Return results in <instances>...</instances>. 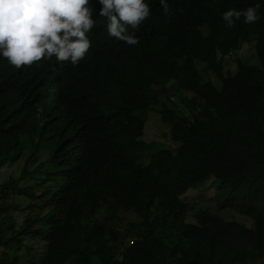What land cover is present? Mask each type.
Masks as SVG:
<instances>
[{
    "label": "trees",
    "instance_id": "16d2710c",
    "mask_svg": "<svg viewBox=\"0 0 264 264\" xmlns=\"http://www.w3.org/2000/svg\"><path fill=\"white\" fill-rule=\"evenodd\" d=\"M146 2L136 45L109 36L90 0L77 64L0 58V264H127L130 235L144 264H264V0ZM257 3L251 24L222 19ZM244 44L258 64L236 57L231 73ZM151 111L174 147L143 163ZM211 178L217 211L180 198Z\"/></svg>",
    "mask_w": 264,
    "mask_h": 264
},
{
    "label": "clouds",
    "instance_id": "9594fccd",
    "mask_svg": "<svg viewBox=\"0 0 264 264\" xmlns=\"http://www.w3.org/2000/svg\"><path fill=\"white\" fill-rule=\"evenodd\" d=\"M99 14L106 18L107 33L129 45L139 38L129 32L150 15L146 0H98ZM90 0H0V58L20 68L42 58L53 56L58 62L73 65L91 46L87 33L95 21ZM163 11H169L166 0H160ZM260 4L246 9H228L222 19L228 27L241 16L251 24L260 17Z\"/></svg>",
    "mask_w": 264,
    "mask_h": 264
},
{
    "label": "rangeland",
    "instance_id": "374dc122",
    "mask_svg": "<svg viewBox=\"0 0 264 264\" xmlns=\"http://www.w3.org/2000/svg\"><path fill=\"white\" fill-rule=\"evenodd\" d=\"M236 57L247 63L258 64L254 47L252 45L244 44L236 53L230 54L224 62L225 69L229 70L231 73H234L236 70ZM202 65L203 63H198L199 68ZM201 72L205 80H210L217 88L221 87V81L215 75L206 71L204 68H201ZM170 99L175 101V97L173 96H170ZM142 138L148 143V148L146 150L147 158L143 161V163H146L150 153L156 149L162 147H174V143L168 135L167 125L161 122L160 114L157 111L150 112L149 118L144 127ZM222 196L223 191L219 192L218 190V180L211 178L205 182V184L197 188L187 190L180 196V198L185 201L194 202L196 210L209 209L211 211H217L216 203L220 198H222ZM219 213L226 219L236 218L249 226H254L255 224L254 219L239 215L229 210H223ZM189 219L194 222L195 214ZM126 242L128 243L129 248L124 249L123 256L125 257L127 264H144L143 256L135 245V237L131 235L126 236Z\"/></svg>",
    "mask_w": 264,
    "mask_h": 264
},
{
    "label": "built area",
    "instance_id": "2783aa9c",
    "mask_svg": "<svg viewBox=\"0 0 264 264\" xmlns=\"http://www.w3.org/2000/svg\"><path fill=\"white\" fill-rule=\"evenodd\" d=\"M230 55V54H229ZM227 57H228V55H227Z\"/></svg>",
    "mask_w": 264,
    "mask_h": 264
}]
</instances>
